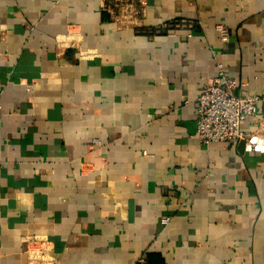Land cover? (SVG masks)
<instances>
[{
    "label": "crops",
    "instance_id": "1",
    "mask_svg": "<svg viewBox=\"0 0 264 264\" xmlns=\"http://www.w3.org/2000/svg\"><path fill=\"white\" fill-rule=\"evenodd\" d=\"M218 65L264 98V0H0V264H264V151L197 137Z\"/></svg>",
    "mask_w": 264,
    "mask_h": 264
},
{
    "label": "built area",
    "instance_id": "2",
    "mask_svg": "<svg viewBox=\"0 0 264 264\" xmlns=\"http://www.w3.org/2000/svg\"><path fill=\"white\" fill-rule=\"evenodd\" d=\"M221 41H229L228 34L220 28ZM238 83L228 76L222 65H218L217 75L204 88L198 99L197 137L204 146L212 143H228L235 145L245 142L249 150L264 151V143L254 142L241 130L242 123L249 117L256 116L264 98L258 96H242L237 94ZM168 219L163 221L166 224ZM48 241L40 242V249L33 254L27 264H48L50 251Z\"/></svg>",
    "mask_w": 264,
    "mask_h": 264
},
{
    "label": "water",
    "instance_id": "3",
    "mask_svg": "<svg viewBox=\"0 0 264 264\" xmlns=\"http://www.w3.org/2000/svg\"><path fill=\"white\" fill-rule=\"evenodd\" d=\"M240 144H241V145L244 147V145H245V142L243 141V142H241Z\"/></svg>",
    "mask_w": 264,
    "mask_h": 264
}]
</instances>
